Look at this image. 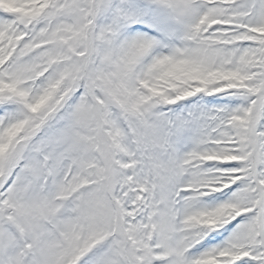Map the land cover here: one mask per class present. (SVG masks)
Masks as SVG:
<instances>
[{"label":"snow or ice","instance_id":"obj_1","mask_svg":"<svg viewBox=\"0 0 264 264\" xmlns=\"http://www.w3.org/2000/svg\"><path fill=\"white\" fill-rule=\"evenodd\" d=\"M0 264H264V0H0Z\"/></svg>","mask_w":264,"mask_h":264}]
</instances>
